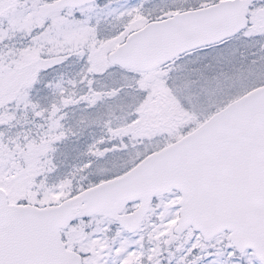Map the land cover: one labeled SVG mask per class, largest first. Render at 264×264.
I'll return each mask as SVG.
<instances>
[{"label":"snow or ice","instance_id":"6c2138e0","mask_svg":"<svg viewBox=\"0 0 264 264\" xmlns=\"http://www.w3.org/2000/svg\"><path fill=\"white\" fill-rule=\"evenodd\" d=\"M0 264H264V0H0Z\"/></svg>","mask_w":264,"mask_h":264}]
</instances>
